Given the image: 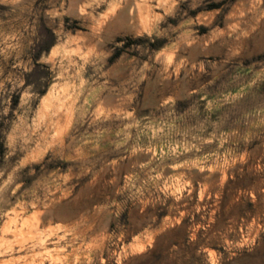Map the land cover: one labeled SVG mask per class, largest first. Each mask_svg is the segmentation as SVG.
I'll use <instances>...</instances> for the list:
<instances>
[{"label": "rangeland", "instance_id": "obj_1", "mask_svg": "<svg viewBox=\"0 0 264 264\" xmlns=\"http://www.w3.org/2000/svg\"><path fill=\"white\" fill-rule=\"evenodd\" d=\"M0 264H264V0H0Z\"/></svg>", "mask_w": 264, "mask_h": 264}]
</instances>
